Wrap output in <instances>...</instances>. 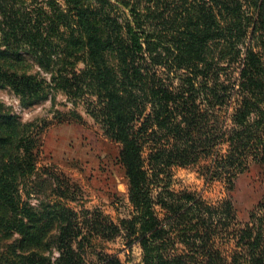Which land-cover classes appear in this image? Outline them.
I'll list each match as a JSON object with an SVG mask.
<instances>
[{
    "label": "trees",
    "instance_id": "1",
    "mask_svg": "<svg viewBox=\"0 0 264 264\" xmlns=\"http://www.w3.org/2000/svg\"><path fill=\"white\" fill-rule=\"evenodd\" d=\"M25 1L0 0V86L24 105L53 90L81 102L120 146L132 210L80 220L54 177L56 196L21 199L23 186L42 195L30 180L40 145L0 103V264H121L87 251L117 236L142 264H264V201L242 222L230 197L210 204L168 177L209 158L230 189L264 163V0Z\"/></svg>",
    "mask_w": 264,
    "mask_h": 264
},
{
    "label": "rangeland",
    "instance_id": "2",
    "mask_svg": "<svg viewBox=\"0 0 264 264\" xmlns=\"http://www.w3.org/2000/svg\"><path fill=\"white\" fill-rule=\"evenodd\" d=\"M35 1L26 0L25 5L34 7ZM31 70L34 72L37 68ZM0 103L21 122L32 125L40 145L39 150L37 144L34 146L38 153L30 180L35 181L36 190L42 195L28 196L23 186L19 191L21 199L35 204L37 198L56 196L51 192L58 183L51 178L54 177L65 187L57 199L72 208L80 220L83 210L88 211L87 217L116 224L129 216L132 208L127 179L119 162L120 146L104 135L100 124L81 102L73 104L63 92L53 90L46 99L24 105L9 87L0 86ZM221 148L224 150L225 145ZM209 163V158H201L196 163L171 166L169 189L192 192L214 205L230 197L237 220L246 222L255 205L264 201V163L251 162L230 189L224 180L209 178L206 172ZM90 239L89 253L95 250L115 255L121 264H142L141 249L136 243L129 248L121 236ZM88 257L91 261L96 259L95 254Z\"/></svg>",
    "mask_w": 264,
    "mask_h": 264
}]
</instances>
